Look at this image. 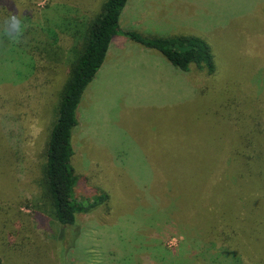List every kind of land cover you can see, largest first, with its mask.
Returning a JSON list of instances; mask_svg holds the SVG:
<instances>
[{
  "label": "rangeland",
  "instance_id": "obj_1",
  "mask_svg": "<svg viewBox=\"0 0 264 264\" xmlns=\"http://www.w3.org/2000/svg\"><path fill=\"white\" fill-rule=\"evenodd\" d=\"M105 2L0 0L3 264H145L150 252L156 261H193L209 238L195 222L197 209L177 213L192 198L191 185L183 189L178 179L190 183V166H201L204 154L213 171L230 167L218 153L225 150L238 157V177L245 172L239 152L252 130L246 114L254 118L255 107L264 108V14H254L264 0H129L124 29L200 38L212 46L217 71H183L159 50L115 37L84 93L73 136L77 196L107 192L110 199L78 214L80 235L62 232L41 192L46 146L72 48ZM256 193L238 192V264L243 257L259 264L251 243L260 238V219L246 214L258 206ZM249 199L251 208L243 205ZM209 251L202 261L232 264L231 250L216 259L211 255L222 250Z\"/></svg>",
  "mask_w": 264,
  "mask_h": 264
},
{
  "label": "trees",
  "instance_id": "obj_2",
  "mask_svg": "<svg viewBox=\"0 0 264 264\" xmlns=\"http://www.w3.org/2000/svg\"><path fill=\"white\" fill-rule=\"evenodd\" d=\"M128 1L106 0L102 12L88 27L83 43L79 42L72 48L73 57L68 77L60 92L57 122L47 141L46 161L40 181L42 197L47 209L45 211L49 212L61 227L63 226L62 232H67L68 236L69 230L76 231L79 235L81 233L78 231L81 229L78 224L79 213H92L110 199V194L107 192L96 194L93 198L77 196L78 175L73 165L75 153L73 136L79 125L78 111L84 93L102 68L115 37L124 35L145 48L157 49L172 65L183 71L191 70L192 66H196L201 71H207L208 74L217 71L212 46L200 38L185 35L146 36L131 28L124 29L121 17ZM254 14L255 16L264 14V3L259 4V9H256ZM254 105L257 106V102ZM255 109L254 118L251 116L248 119L249 113L245 118L246 122H251L247 126H251L252 130L246 135L249 139H245L239 152L242 155L240 158L245 170L240 177H238V157L236 155L232 157V150L228 152L225 150L223 155L218 153L221 159L229 160L230 167L225 166L222 170L213 171L211 169L213 164L208 159L209 154H204L205 160L201 162V166H190L194 178L190 183L182 181L186 179H178L180 187L181 182L184 183L183 189H188L191 185L192 198L188 201L184 200L183 210L177 206V213L181 215L192 211L193 207L197 209L194 216L195 222L200 232L204 233L201 236L209 238V246H200L201 253L197 254L195 260L193 257V261L190 260L192 255L180 258L182 260L169 261V263L159 258L160 261H156L153 260L150 252L148 255L152 259L147 258L145 264H161V262L162 264H210L202 261V255H209L211 249L222 250L218 256L211 255L214 259L220 258L224 250H231L230 262L238 264V230L241 231V227L238 228V204L244 198L238 197V192L241 193L243 189L257 191L256 196L259 198L257 208L254 206V209L246 214L248 218L252 214L255 222L260 219L258 223L256 222L255 228L260 238L251 243V258L254 257L256 263L264 264V108L258 105ZM184 171L188 174V170ZM238 179L241 180L240 186H238ZM250 199L243 205L250 207ZM239 217L243 218L240 214ZM230 239L236 240L237 244L230 242ZM71 247L75 248L74 245ZM245 259L243 257V264H248L250 260ZM0 264H3L1 257Z\"/></svg>",
  "mask_w": 264,
  "mask_h": 264
},
{
  "label": "crops",
  "instance_id": "obj_3",
  "mask_svg": "<svg viewBox=\"0 0 264 264\" xmlns=\"http://www.w3.org/2000/svg\"><path fill=\"white\" fill-rule=\"evenodd\" d=\"M124 11H125V9H124ZM123 13H124V12H123ZM122 17H123V14H122ZM122 17H121V23H122ZM109 53H110V50H109ZM109 53H108V54H109Z\"/></svg>",
  "mask_w": 264,
  "mask_h": 264
}]
</instances>
